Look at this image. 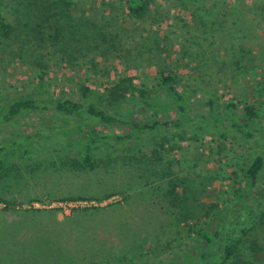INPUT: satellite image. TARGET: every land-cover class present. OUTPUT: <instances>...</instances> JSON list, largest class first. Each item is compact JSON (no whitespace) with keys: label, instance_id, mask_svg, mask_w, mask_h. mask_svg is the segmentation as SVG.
I'll return each mask as SVG.
<instances>
[{"label":"rangeland","instance_id":"1","mask_svg":"<svg viewBox=\"0 0 264 264\" xmlns=\"http://www.w3.org/2000/svg\"><path fill=\"white\" fill-rule=\"evenodd\" d=\"M60 1L0 0L16 27L0 38V113L21 96L46 98L39 72L54 99L79 100L86 85L98 102L129 78L146 98L161 96L153 110L130 105L131 124L161 125L144 134L88 127L52 111L0 124V197L14 207L0 204V264H194L207 252L195 230L223 208L236 209L219 218L238 240L227 264H264V211L253 219L245 181L264 137L174 127L180 114L159 85L160 74H175L195 113L208 112V98L249 104L264 130V0H153L141 17L128 0ZM93 139L87 168L82 152Z\"/></svg>","mask_w":264,"mask_h":264},{"label":"trees","instance_id":"2","mask_svg":"<svg viewBox=\"0 0 264 264\" xmlns=\"http://www.w3.org/2000/svg\"><path fill=\"white\" fill-rule=\"evenodd\" d=\"M58 1L53 2L56 8H59ZM75 0H61L63 4L70 6ZM153 0H128L129 10L137 16H143L148 10ZM36 8H39V2L36 0ZM30 11V10H29ZM48 12V10H46ZM5 7L0 4V38L9 39L15 31L13 23L7 20ZM14 15V14H13ZM59 35V31H56ZM160 87L163 89V99L166 104H173L178 110L180 116L173 122L174 127H185L190 132L208 133L210 130H217L222 138H227L228 132L233 133L236 137L245 143L254 142L255 140L264 137V130L257 127L259 115L257 110L249 104H243L238 107L236 104L229 103L226 105H215L214 101L208 98L203 106L208 108L206 114L193 112L191 101L186 98L177 87V77L173 73H162L159 77ZM45 82V73L37 74V85L47 96L45 99L34 98L30 95L21 96L15 99L12 103L3 106L0 113V124L9 123L21 114L29 113H45L48 111L55 112L62 116H70L79 118L86 126L102 125L112 126L119 124L120 126H131L133 130L139 133H150L161 124L153 123L151 126L132 125L130 117V105L136 109L153 110L156 106L152 103L153 100L158 101L160 94L154 98H146L145 90H136L133 88L132 81L129 78H123L112 88H106L102 92V98L98 102L95 99V93L86 85L78 87L79 100H71L64 98L54 99L49 96ZM135 93H138L135 95ZM95 94V95H94ZM161 97V96H160ZM159 97V98H160ZM152 100V101H151ZM125 110V116L121 110ZM216 115V117H214ZM243 120V121H241ZM56 132V129L53 130ZM45 136V137H44ZM50 137L47 132H41L36 137L43 139ZM130 135H125L117 140L130 139ZM30 138V137H29ZM15 143V142H14ZM97 143L92 140L83 149L82 162L87 168L92 167L93 155L92 147ZM68 145V144H67ZM13 146V143L9 145ZM69 147V145H68ZM6 148L0 146V174L6 168ZM58 151V149H55ZM25 154L28 152L25 151ZM152 156L158 160L156 149L152 150ZM264 155L258 154L251 161L248 168L245 170V181L250 188V193H254L256 203L250 207V212L253 214V219L257 217V209L264 211ZM79 198H72L70 201H77ZM0 204H4L2 209L4 212L11 211L14 207L10 202L0 197ZM236 212V209L229 210L223 208L217 210L213 214L211 220L194 232V240L199 243H204L207 252L201 255L194 261V264H227V262L235 255L237 238L234 233L224 232V225L219 218H226L230 214ZM262 214H264L262 212ZM252 219V220H253Z\"/></svg>","mask_w":264,"mask_h":264}]
</instances>
